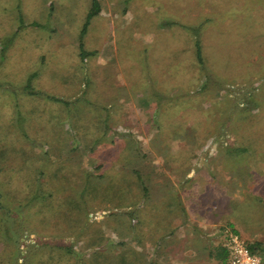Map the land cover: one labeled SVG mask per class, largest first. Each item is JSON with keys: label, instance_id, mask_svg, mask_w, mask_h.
Here are the masks:
<instances>
[{"label": "rangeland", "instance_id": "obj_1", "mask_svg": "<svg viewBox=\"0 0 264 264\" xmlns=\"http://www.w3.org/2000/svg\"><path fill=\"white\" fill-rule=\"evenodd\" d=\"M98 1L0 0V264L264 259V0Z\"/></svg>", "mask_w": 264, "mask_h": 264}, {"label": "trees", "instance_id": "obj_2", "mask_svg": "<svg viewBox=\"0 0 264 264\" xmlns=\"http://www.w3.org/2000/svg\"><path fill=\"white\" fill-rule=\"evenodd\" d=\"M100 11H101V6H100L99 1L98 0H93L90 12L88 13L86 22L84 23L82 31H81V38H83L85 36V34L87 33V30H88V27H89L91 19L96 14H99ZM199 33H200V31H199ZM199 33H198V29L196 30L195 33H193L194 34L193 36L195 37V39H194V47H195L197 62L199 63L201 68H204V66H205V58H204V54H203L202 41L200 39ZM80 49H81L82 58L87 56L88 53L84 50L82 42H81V45H80ZM161 60H162V58H161ZM209 79H210V77H207V79L205 80V82L203 84V89H206V88H208L210 86ZM25 92H27L30 95L39 94V92H36V90H34V88L32 87L31 84L27 85V88H26ZM52 99L56 100L57 102H61V103L65 104L66 106L70 105V103H71V102L66 101L64 99H57V98H53V97H52ZM247 109L251 110L249 108H245V109H242L241 111L245 112ZM248 137H251V136H248ZM252 137H254V134H253ZM243 144H244V142H242L240 144L241 146H234L232 148L229 147L228 148V153L233 155V156L234 155H236V156L237 155H243L244 153L249 151L248 146H244ZM2 194H3L2 191H0V208L2 207V209H3L4 207H3V204L1 202V197H3ZM81 211H83V210H81ZM74 217H76V216H74ZM80 217H81V214L78 217H76V219H80ZM64 219L70 220V214H64ZM62 223H65V221H63ZM62 248L64 249V254H61L62 255L61 259L65 260V261H68L69 258L67 256H69L70 254L73 253V248L71 246H64ZM251 248H252V250L254 252H256L257 249L259 248V244H255L253 246L251 245ZM65 254H67V255L65 256ZM211 255H213L215 258H217L218 260L222 261L223 263L227 264V250L225 248L220 247V248L217 249L215 254H211ZM16 260H17L16 264H25L24 262L23 263L19 262L20 258H18V257L16 258ZM22 260H27V261H29V262H27V264H30L31 257L30 258H26V259H22Z\"/></svg>", "mask_w": 264, "mask_h": 264}, {"label": "built area", "instance_id": "obj_3", "mask_svg": "<svg viewBox=\"0 0 264 264\" xmlns=\"http://www.w3.org/2000/svg\"><path fill=\"white\" fill-rule=\"evenodd\" d=\"M219 234L221 247L227 250V264H264L263 257L252 250L251 244L237 230L225 226Z\"/></svg>", "mask_w": 264, "mask_h": 264}, {"label": "crops", "instance_id": "obj_4", "mask_svg": "<svg viewBox=\"0 0 264 264\" xmlns=\"http://www.w3.org/2000/svg\"><path fill=\"white\" fill-rule=\"evenodd\" d=\"M90 12V11H89ZM88 12V13H89ZM101 12V11H100ZM87 16H88V14H87ZM87 16H86V19H87ZM86 21V20H85ZM5 49H6V47L5 48H3V52H2V54H1V62H0V66L3 68V70L4 71H6L7 73H10V61H12L13 60V56L11 55L10 56V54L6 51L5 52ZM81 50V49H80ZM88 53V52H87ZM81 54V53H80ZM88 55V54H87ZM36 75H38V71H36V70H32V75L31 76H36ZM31 79V78H30ZM30 79L28 78V79H26V84H25V86H23L22 87V89H24V91L26 90V88H27V85L28 84H33V82L31 81L30 82ZM27 93V92H26ZM28 94V93H27ZM53 98H55V97H53ZM29 114V113H28ZM41 119H47V121H49L50 123H52V122H55L56 121V119H57V117L55 116V118H52L51 116H48V117H45V118H41ZM29 120H31V122H33L34 123V121L35 120H37V116H30V118H29ZM37 131H41V130H37ZM56 129L52 132V133H56ZM51 133V134H52ZM37 137V135L35 134L34 135V137L33 138H36ZM52 137H54V136H52ZM47 138H51V137H48L47 136ZM50 143V142H49ZM46 153L47 154H51V150L50 149H46ZM226 227H229V228H232V229H235V230H237L236 229V227H234V226H231L230 224L228 225L227 224V226ZM222 228H220V230H221ZM219 230V231H220ZM238 231V230H237ZM240 233V232H239ZM218 239H219V243H221V237H220V234H219V232H218Z\"/></svg>", "mask_w": 264, "mask_h": 264}]
</instances>
